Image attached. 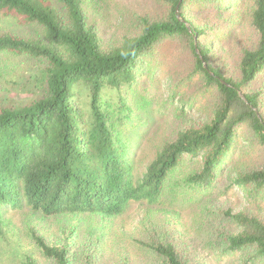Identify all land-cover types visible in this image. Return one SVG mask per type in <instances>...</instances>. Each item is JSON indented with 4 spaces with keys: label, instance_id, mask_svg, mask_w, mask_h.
I'll list each match as a JSON object with an SVG mask.
<instances>
[{
    "label": "trees",
    "instance_id": "trees-1",
    "mask_svg": "<svg viewBox=\"0 0 264 264\" xmlns=\"http://www.w3.org/2000/svg\"><path fill=\"white\" fill-rule=\"evenodd\" d=\"M119 2L0 0L1 19L33 27L0 35V55L27 67L28 98L0 107V240L9 211L107 219L139 204L138 248L113 264H264V0ZM165 61L170 91L196 81L181 105L206 98V122L169 131L138 170L129 136L143 109L129 94L147 100ZM238 128L260 161L230 166L248 203L235 213L206 197L233 164ZM182 207L194 211L197 237ZM30 226L42 261L27 253L21 264H98L92 231L64 228L51 241Z\"/></svg>",
    "mask_w": 264,
    "mask_h": 264
},
{
    "label": "rangeland",
    "instance_id": "rangeland-1",
    "mask_svg": "<svg viewBox=\"0 0 264 264\" xmlns=\"http://www.w3.org/2000/svg\"><path fill=\"white\" fill-rule=\"evenodd\" d=\"M119 4L129 5L132 2L142 3L143 0H119ZM116 12V11H115ZM33 27H22L14 19L0 18V35L13 34L25 36L31 34ZM163 72H158L152 75L153 81L147 86L144 92L145 98L142 99L140 94H129L130 100L138 107L142 108L140 114L141 120L138 119L139 129L129 136L133 141V146L136 148L135 164L138 170L143 169L147 163L151 162L155 155V148L159 142L168 138L169 131H177L184 125L191 123L202 124L206 122V98L194 100V106H183L181 100H186L187 94H190L196 81L191 82L190 87L184 85L178 90L170 91L169 72L172 69L170 62L165 61ZM26 66L21 64L18 57H8L4 54L0 55V107L8 106L11 101L24 103L28 98L24 94L22 84L24 76H27ZM143 74L148 76L147 72ZM22 83L19 89V83ZM173 94L175 97L173 98ZM172 97V99H171ZM148 101V106L144 107ZM185 117L177 118L182 113ZM238 142L235 144L233 164H226L220 177V181L216 189L210 197H206V204H226L234 209L235 213L247 208V201L243 192L231 187L229 182V174L235 164H252L260 161L256 151H252L245 139L242 128H238ZM170 138V137H169ZM244 153V155L242 154ZM145 168V167H144ZM230 170V171H229ZM229 172V174H228ZM264 206V203L262 204ZM183 208V207H182ZM185 215L183 217L184 224L188 227V233L197 237L196 228L194 227V211H186L183 208ZM146 208L139 205H131L127 211L117 218L103 219L99 216L85 214L77 217L50 218L42 219L33 216L28 210L9 211L6 214V219L10 222L9 232H7L6 240H0V264H21L23 256L27 253H33L39 261L38 253L34 250L33 244L30 242L27 231L30 225H37L40 232L49 240L54 241L61 238L60 231L62 229L79 231V235L90 236L88 233L92 231L95 235L92 236L94 244L98 242L99 247L91 244L95 254L99 255L98 264H113L116 257L122 252L135 253L138 245L134 240L141 238L139 226L144 220ZM159 216V215H158ZM163 218L159 217L158 220ZM234 231V230H233ZM237 232V229H235ZM229 261L226 259V262ZM224 264V263H223Z\"/></svg>",
    "mask_w": 264,
    "mask_h": 264
},
{
    "label": "water",
    "instance_id": "water-1",
    "mask_svg": "<svg viewBox=\"0 0 264 264\" xmlns=\"http://www.w3.org/2000/svg\"><path fill=\"white\" fill-rule=\"evenodd\" d=\"M177 17L180 18V14H179V6L177 7Z\"/></svg>",
    "mask_w": 264,
    "mask_h": 264
}]
</instances>
